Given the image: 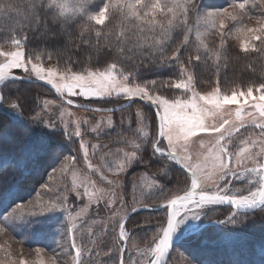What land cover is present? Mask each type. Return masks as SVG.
I'll return each mask as SVG.
<instances>
[{
	"label": "snow or ice",
	"instance_id": "6c2138e0",
	"mask_svg": "<svg viewBox=\"0 0 264 264\" xmlns=\"http://www.w3.org/2000/svg\"><path fill=\"white\" fill-rule=\"evenodd\" d=\"M77 12L81 14L80 31L75 38L68 34L69 43L75 48L77 41L87 42L94 50L93 54L86 56L84 63L87 67L73 71L70 66L72 57L65 54L63 59H57L46 68L44 60L52 62L53 57L44 54L26 56L28 36L17 38L13 35L11 49L0 47V105L24 115L21 98L8 94L9 81L32 80L33 77L55 89L69 106L77 103L73 97L81 98L77 104L81 108L84 101L92 98L123 100L129 107L135 101L146 102L137 108L144 114L141 123L152 128L148 143L153 155L163 161L158 174L164 179H172L169 169L175 166L183 172L175 190L157 185L158 193L146 194L148 200L157 201L155 205L140 201L141 208L149 211L164 209V215L146 237L147 245L139 257L128 253L126 258L127 244L132 235L127 214L111 230L102 229L105 233H115L111 246L103 252L99 247L95 250L88 247L83 239L84 229L87 228L93 245H96L97 237L91 227L85 225L87 207L75 211L66 194H57L48 200L38 196L30 206L17 204L3 217L4 221L63 212L66 220L56 249L51 252L40 247L33 249L37 254L49 252L51 264H65L60 253L61 250L67 253L68 249L74 252L72 264H170L169 253L174 251L172 241L180 227L189 220L206 218L209 209L228 206L231 211L227 219L217 223L232 226L244 225L257 212L264 213V82L235 87L221 80V73L226 72L229 66L230 41H239L240 52L245 58H251L253 54L264 57V0H230L227 7L216 9H202L198 0H95L90 7L78 8ZM193 16L195 23L190 25ZM22 17L23 23L15 21V26L21 30L28 26L36 29L42 23L40 13L34 9L30 15ZM250 22L255 23L250 25ZM86 26L95 31H86ZM109 27L111 31L107 30ZM194 29L195 42H192ZM5 30L0 25V32ZM7 30L14 33L16 28ZM45 31H48L46 24ZM206 34L215 38L211 46L206 42ZM51 36L55 38L54 33ZM104 49L114 52L115 58L106 66L93 67L92 61ZM182 49L186 50V55H182ZM125 62L131 66L125 67ZM194 62L203 65L205 70L211 69L212 77L198 78ZM173 66L177 68L174 77L136 82V74L141 67L154 70ZM15 69H21L24 75H15ZM172 90L178 91L170 98L168 93ZM53 103L46 101V106ZM146 106L152 111L150 121L144 111ZM94 111L112 113L114 109L96 108ZM30 122L52 131L60 130L58 123L52 118L46 120L39 112L30 116ZM101 124L96 123L91 131L99 133ZM114 126L109 120L108 127ZM60 131L64 136L67 125ZM73 135L81 137L79 123L68 138ZM198 136H208L212 145L206 153L194 159L191 144L197 142L193 138ZM142 143L135 144V149L139 150ZM80 148L83 159L88 161L89 150L83 141ZM53 154L59 164L54 172L64 173L70 164L77 161L76 156L54 151L47 144H39L34 149L37 158ZM123 156L118 164L121 171L136 162L137 151L125 152ZM139 162L145 163L144 160ZM88 166L93 168L90 162ZM89 184L94 185V182L82 183L83 192H77V196L81 199L87 197L88 205L99 203L103 190L90 192ZM44 187L49 192L53 191L47 184ZM139 210L135 204L131 208L132 213ZM151 222L145 220L143 223ZM141 226L139 223L135 225L137 228ZM5 235L10 240H17L5 224L0 223V236ZM18 241L23 244V241ZM5 254L8 250L0 244V264H27L23 259L6 261L3 259ZM39 264H44V261H39ZM186 264L194 262L186 260Z\"/></svg>",
	"mask_w": 264,
	"mask_h": 264
},
{
	"label": "rangeland",
	"instance_id": "374dc122",
	"mask_svg": "<svg viewBox=\"0 0 264 264\" xmlns=\"http://www.w3.org/2000/svg\"><path fill=\"white\" fill-rule=\"evenodd\" d=\"M198 2L201 4L202 9H216L227 7L230 0H198ZM40 15L42 18L41 25H44V28L45 22L50 23L51 27L57 26L61 28L59 24L52 22L48 13L41 11ZM16 20H20L23 23V17L19 14H9L8 16L0 17V25H3L6 29L0 32V47L11 49L10 40L13 35L17 38L27 35L25 53L26 56H31L33 54L29 52L31 47L30 36H33L39 28L34 29L28 26L21 30L15 26ZM194 23L195 17L193 16L190 18V25H194ZM254 23L250 22V25ZM14 27L16 28L14 33L7 30ZM76 27L78 26L72 25L70 29H75ZM47 29H49L48 26ZM44 36V34H41L40 38H44ZM214 39L210 34H206V42L210 46ZM191 41L195 42V29L192 33ZM34 42L36 43V41ZM77 44L78 46L73 48L68 42L63 49L64 56L67 54V56L72 57L70 66L73 71H80L82 68L87 67L84 63L86 59L84 54L86 53V49L89 48V44L87 42L80 43L79 41ZM230 44V58L227 71H229L231 60L237 59L233 53H239L237 56L245 58L240 52L239 41H230ZM37 54L49 55L41 49L37 51ZM50 55L53 57V61L49 62L45 59L44 66L46 68L51 67L57 59H60L54 53ZM64 56L61 58L63 59ZM98 56V62L92 61L93 67L106 66L107 63H110L115 58L114 52L108 49H104ZM145 56H147L146 51ZM247 59H255L256 61L254 60V65H251L248 69H239L235 65H232L233 69L228 74L227 80L221 79L222 83L228 81L230 86L246 87L249 84L264 82V57L253 54L251 58ZM130 66V63L125 62V67ZM198 66L204 68L203 65L194 62L195 71ZM13 73L15 75H24L21 69H15ZM176 73V67L156 68L149 72L148 69L141 67L136 74V82L146 79L174 77ZM223 73H221V78ZM21 83H25L26 86H22ZM9 84L10 91L8 94L13 97L19 96L18 91L19 89L22 90V93H20L22 98L19 97L23 105L22 111L24 115H20L18 112L12 111L5 106L0 108V111L5 112L17 123L7 130V132L0 135V223H4L5 227L17 239L10 240L7 235L0 236V244H3L8 250V254H5L3 259L6 261L9 259L16 260L17 262L23 259L27 261V264H39V261L42 260L44 264H51L49 252L45 251L37 254L33 249L40 247L50 252L56 249L57 241L62 239L61 230L66 220L63 212L57 211L41 216L27 217L23 220L7 222L4 221L3 217L14 209L17 204L24 203L30 206V202L35 201L38 196L44 200H48L54 198L57 194H66L69 203L74 206L75 211H79L82 207H87V213L84 216L85 225L91 227L93 235L97 237V243L93 245L87 235V228L84 229L83 239L88 247H92L93 250L99 247L101 252L114 243L113 236L115 235L111 231L105 233L102 229L107 228L111 230L113 225L125 214L129 216L132 213L131 208L135 204L140 210L133 215L142 214L134 217L131 221L134 229L132 233L134 235L129 245L127 244L126 258L128 253H131L133 257H139L147 245L146 237L153 232L157 227V221L164 215V209L149 211L141 208L140 201L155 205L157 201L155 199L148 200L146 194L158 193L157 185L168 190H175L177 180L181 174L178 166L169 169L172 179H164L162 175L158 174L157 170L163 167V161L158 160L153 155L152 148L149 146L148 141L152 135V128L146 123H141L144 119V114L139 112L137 108L138 105H142L139 103L142 101H135L132 107L128 106L115 113H96L67 105L45 82L36 80L35 77L32 80L9 81ZM41 85L47 86L55 93L59 100L46 87H42ZM177 91L172 90L168 93L170 98ZM31 96V102L27 107L24 105V98H31ZM73 100L77 102L75 104H78L81 98L73 97ZM46 101H54V103L46 106ZM85 104L99 108L116 109L125 106L127 102L116 99L109 101L92 98L90 101H84ZM144 111L148 113L150 121L152 119V111L146 107ZM35 112H39L46 120L52 118L60 125V130H63L65 125H67V132L63 136L60 130L52 131L48 128L32 124L30 116ZM109 120L114 123V127H108ZM98 122H102L101 130L99 133H93L91 128ZM77 123L80 125L81 137L73 135L69 139L68 135L75 132ZM146 132L148 133L147 136H145ZM20 133L23 134L21 135L20 147L16 151L9 150ZM45 139H49V143L54 146L52 147L54 151L76 156V163L74 165L70 164L64 173L54 172V168H59L58 160L55 158L52 166L43 165V169L49 167L45 175H43L42 171L44 170L41 168L38 170L35 166L37 165L38 158L34 155V149L39 144H45ZM193 140L197 141L191 144V152L194 159L206 153L207 149L212 145V140L208 136H203V138L199 136L194 137ZM81 141L88 147V161L83 159V150L80 148ZM141 142H143L141 148L136 150L135 144ZM97 145H105V147H97ZM201 145H204V147H201ZM8 150L9 152H7ZM132 151H137L136 162L130 163L122 171L118 170V164L124 158L123 154L125 152L131 153ZM5 154L7 158H5ZM140 160H144L145 163H140ZM28 161L33 162L35 165L32 166ZM89 162L93 165V168H89ZM26 165L34 167L30 170V174L32 175L30 180L33 178L37 179L39 185L30 195H27V191L18 193L17 195V187L7 188L10 184L6 187L4 185L7 177L11 178L12 174L22 173ZM94 169H98V171ZM50 176H52V179H49ZM88 181L94 182V185L89 184L90 192L103 190V198L99 203L88 205L87 197L81 199L77 196V192H83L82 183ZM109 181H112V183L109 184ZM45 184L52 187L53 191L49 192L45 189ZM230 211V208L227 206H218L215 210L209 209V215L206 218H201L200 221L189 220L183 224L177 232L176 238L178 243L173 247L174 251H171L169 256L170 264H186V260H192L194 264H244V261L227 259L223 255L224 250L222 249H229V253L234 252L232 250L237 251L238 245L248 240L238 231L241 229L247 230L249 225L255 224H253L254 221L251 219L241 226L221 225L217 223V221L226 220ZM145 220H151L152 222L144 224ZM138 223L142 225L139 228L135 227ZM194 224L196 225L195 228L192 227ZM18 240L23 241V244ZM102 241H107V243H101ZM252 251L256 252L255 256L259 255L260 258H263L264 244L254 247ZM239 253L242 254L244 252H237V254ZM60 254L63 255L65 264H72V254H74L72 249H68L67 253L61 250ZM237 254L236 257H239ZM104 259H107V257H104Z\"/></svg>",
	"mask_w": 264,
	"mask_h": 264
},
{
	"label": "trees",
	"instance_id": "16d2710c",
	"mask_svg": "<svg viewBox=\"0 0 264 264\" xmlns=\"http://www.w3.org/2000/svg\"><path fill=\"white\" fill-rule=\"evenodd\" d=\"M45 24L48 26V28H49L48 30L49 31L46 32L45 28L43 27L44 25H41L39 27V30L37 32H35L33 36L32 35L30 36V45H31V47L29 49V52H31L34 55V54H37V51L39 49H41L43 51H46L47 54H49V55L50 54L53 55V53H54L56 55V57H60V59H62L61 57L64 56L63 55L64 54L63 49L67 45V43L69 42L68 34L70 33L71 36L73 38H75L79 29H78V27H76L75 29L72 28L70 30H66V29L62 30V28H59L57 26L56 27H51L50 23L45 22ZM42 33L45 35L44 38H40ZM53 33L55 34V38H52V36H51V34H53ZM34 41H36V43ZM93 53H94V50L89 47V48L86 49V53L84 54V57L86 58L87 55L93 54ZM181 53H182V55H185L187 52H186V50H182ZM233 54L236 55L235 57L237 59H235V60L232 59L231 60V63H230L231 65H230V68L228 69L229 71L226 70V72L223 73V76H222L221 79L227 80L228 74L230 73L231 69H233L232 65L233 66L235 65L239 69L240 68H242V69H244V68L246 69L247 68L248 69L249 65H252V66L254 65V60L255 59H247V58H243L241 56H237V54H235V53H233ZM98 59H99V56H96V58L93 60V62H98ZM149 71H151V70H148V72ZM196 74H197L198 78H209L210 79L212 77L211 69L205 70V68H203L202 66L196 67ZM153 75H155V74H153ZM21 85L22 86H26L25 83H21ZM41 86L42 87H46V89L55 98H57L59 100V98L55 95V93L53 91H51L47 86H44V85H41ZM18 92H19V96L22 98V95H20V93H22V90L19 89ZM24 99H25L24 100V105L28 107L29 103L31 102L32 96H31V98H24ZM139 103H141L142 105H145L142 102H139ZM2 106L3 105H0V108ZM146 108L151 110L150 107L146 106ZM16 124L17 123H16V121H14L13 118L8 116L5 112L0 111V135H2L5 132H7V130L11 129V127H13ZM21 135H23V134L20 133L17 136V140L13 142V145L11 146V149H9V150L16 151L20 147L21 138H22ZM45 141L47 142V145H50L51 147H54L51 143H49V139H45ZM46 142H45V144H46ZM15 144H17V145L14 146ZM9 150L7 152H9ZM7 152H6V154H7ZM6 154H5V158H7ZM37 160H38L37 162L35 161L37 163V165H35L33 162L31 163V161H28V162H30V164H32V166L35 165L37 167V169L40 170V168L43 169V165L44 164L48 165L49 167L52 166L53 165V161L55 160V156L53 154V155H50V156H47V157L38 158ZM32 166H30V165L27 166L26 165L24 167L23 172L20 173L21 175L18 174V173H15V174H12L11 178L7 177V181H6L5 185H4V187H6L8 184H10V186H8L7 188H12V187L15 188V187H17V191H18V192H16L17 195H18V193H22V192H25V191L28 192L27 195L32 194L33 190L36 189V187H38V185H39L37 179L33 178V179L30 180V178L32 176L30 174L31 173L30 170H31V168L32 169L34 168ZM49 167H46V169H43L44 170V171H42L43 175H45V173L47 171V168H49ZM178 170H180V169H178ZM179 172L182 173L183 171L180 170ZM140 214H142V213H139L137 215L131 216L128 222L131 224L132 219L134 217L140 215ZM251 220L254 221L253 224H255V225H249L247 230L241 229V230L238 231L241 235L245 236L248 240H246L243 243H240L238 245L239 248H238L237 251L236 250H232L234 252H230L229 253L228 252V251H230L229 249H222V250H224L223 255L227 259L230 258L232 260L236 259V261H244L245 262L244 264H264V254H263V258H260L259 255H256L257 256L256 257L255 256L256 252L252 251L254 249V247H256V246L259 247L260 245L264 244V213L257 212L255 214V217L253 219H251ZM132 231L134 232L133 227H132ZM133 235L134 234L132 233V235H131V237H130V239L128 241V245H129V242H130L131 238L133 237ZM240 251H242L244 253L237 254V252H240ZM236 254L239 257H236ZM255 261H257V262L255 263Z\"/></svg>",
	"mask_w": 264,
	"mask_h": 264
},
{
	"label": "clouds",
	"instance_id": "9594fccd",
	"mask_svg": "<svg viewBox=\"0 0 264 264\" xmlns=\"http://www.w3.org/2000/svg\"><path fill=\"white\" fill-rule=\"evenodd\" d=\"M94 2L95 0H0V17L9 14L30 15L34 9L39 13L41 11L48 13L52 22L59 24L62 29H70L72 25H77L80 31L81 14L77 12V9L88 8ZM85 20H87L86 15ZM85 30L95 31L88 26ZM107 30L111 31V28Z\"/></svg>",
	"mask_w": 264,
	"mask_h": 264
},
{
	"label": "water",
	"instance_id": "95a60500",
	"mask_svg": "<svg viewBox=\"0 0 264 264\" xmlns=\"http://www.w3.org/2000/svg\"><path fill=\"white\" fill-rule=\"evenodd\" d=\"M48 85V84H47ZM55 93H56V91H55V89H53L50 85H48ZM57 94V93H56ZM58 95V94H57ZM58 97L62 100V98L58 95ZM63 101V100H62ZM64 103H66V101H63ZM143 102V101H142ZM134 103V102H133ZM144 104H146V102H143ZM72 107H76V108H78V109H81V110H85V111H92V112H95L94 111V109H96V108H99V107H95V106H91V105H88V104H85L84 105V107L83 108H81V107H77V104H73V105H71ZM129 106V104L127 103L125 106H123V107H120V108H116V109H114V111L112 112V113H115V112H117V111H120L121 109H124V108H127ZM97 113V112H96ZM101 113H108V114H110L109 112H101ZM179 167V166H178ZM180 169V168H179ZM180 170H182V169H180ZM183 171V170H182ZM228 207V206H227ZM134 213H131L129 216H128V221H129V219H130V217L133 215ZM178 243V240H177V238H176V236L173 238V241H172V247H174L176 244ZM170 254H171V251H170V253H169V256H170Z\"/></svg>",
	"mask_w": 264,
	"mask_h": 264
},
{
	"label": "bare ground",
	"instance_id": "6f19581e",
	"mask_svg": "<svg viewBox=\"0 0 264 264\" xmlns=\"http://www.w3.org/2000/svg\"><path fill=\"white\" fill-rule=\"evenodd\" d=\"M176 237H177V233H176V235H175Z\"/></svg>",
	"mask_w": 264,
	"mask_h": 264
}]
</instances>
